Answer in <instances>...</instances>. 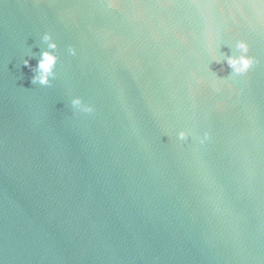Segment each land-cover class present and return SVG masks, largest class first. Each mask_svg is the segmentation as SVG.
I'll list each match as a JSON object with an SVG mask.
<instances>
[{
  "label": "water",
  "instance_id": "obj_1",
  "mask_svg": "<svg viewBox=\"0 0 264 264\" xmlns=\"http://www.w3.org/2000/svg\"><path fill=\"white\" fill-rule=\"evenodd\" d=\"M115 4L0 0V262L264 264V2ZM237 40L258 63L213 90Z\"/></svg>",
  "mask_w": 264,
  "mask_h": 264
},
{
  "label": "clouds",
  "instance_id": "obj_2",
  "mask_svg": "<svg viewBox=\"0 0 264 264\" xmlns=\"http://www.w3.org/2000/svg\"><path fill=\"white\" fill-rule=\"evenodd\" d=\"M264 2V0H262ZM109 7H115V0H108ZM41 41L45 44L46 50L40 52L39 59L35 67L31 66L29 60H24V66L30 68L33 73L31 83L33 85H39L41 87H50L52 81L57 78V65L60 61L58 54V44L54 40L53 35L49 32H45L41 36ZM221 45L217 44L211 54V62L217 64L226 63L231 70L230 75L227 78H219L215 73L214 82L212 84L213 90L216 89V83L227 81L230 77H243L246 76L249 71L258 63L254 56L250 55L249 46L244 40H237L234 44H226L231 49V55H224L221 52ZM67 53L70 56H76L77 51L74 47H68ZM31 59V58H30ZM70 106L78 113L91 115L95 112V108L91 103H85L79 96H74L70 100ZM193 136L188 130H179L176 133V139L180 142H185ZM199 140V143L203 145L206 141L211 139L208 132H204L202 136L195 137ZM2 264V262H0Z\"/></svg>",
  "mask_w": 264,
  "mask_h": 264
}]
</instances>
